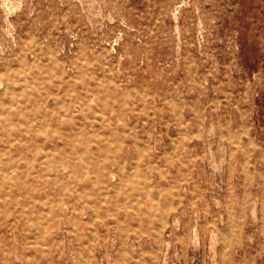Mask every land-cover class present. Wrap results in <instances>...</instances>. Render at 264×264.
<instances>
[{
	"label": "rangeland",
	"instance_id": "374dc122",
	"mask_svg": "<svg viewBox=\"0 0 264 264\" xmlns=\"http://www.w3.org/2000/svg\"><path fill=\"white\" fill-rule=\"evenodd\" d=\"M0 264H264V0H0Z\"/></svg>",
	"mask_w": 264,
	"mask_h": 264
},
{
	"label": "bare ground",
	"instance_id": "6f19581e",
	"mask_svg": "<svg viewBox=\"0 0 264 264\" xmlns=\"http://www.w3.org/2000/svg\"><path fill=\"white\" fill-rule=\"evenodd\" d=\"M6 124V123H5ZM27 134V133H26ZM65 168V167H64Z\"/></svg>",
	"mask_w": 264,
	"mask_h": 264
}]
</instances>
